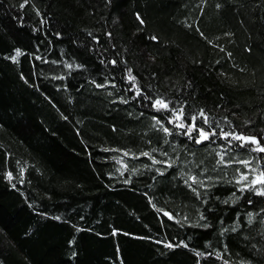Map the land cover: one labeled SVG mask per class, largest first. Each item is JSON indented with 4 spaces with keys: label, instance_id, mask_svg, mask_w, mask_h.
Segmentation results:
<instances>
[{
    "label": "trees",
    "instance_id": "1",
    "mask_svg": "<svg viewBox=\"0 0 264 264\" xmlns=\"http://www.w3.org/2000/svg\"><path fill=\"white\" fill-rule=\"evenodd\" d=\"M221 128L264 136V0H0V264H264V197L217 164L264 154Z\"/></svg>",
    "mask_w": 264,
    "mask_h": 264
},
{
    "label": "snow or ice",
    "instance_id": "2",
    "mask_svg": "<svg viewBox=\"0 0 264 264\" xmlns=\"http://www.w3.org/2000/svg\"><path fill=\"white\" fill-rule=\"evenodd\" d=\"M25 2L27 3V0H25ZM217 7H219V5H217ZM138 20H140V23L143 24L144 21L138 16L137 17ZM152 40H157L158 38L153 36L151 37ZM221 51H224V49L221 48ZM22 53L17 50L16 52V56H20ZM228 55H231L230 53ZM16 57H13V60H15ZM113 63H115V61H113ZM69 67H71V65H69ZM128 78L130 81L134 82L136 80V77H134L131 73V70L129 69L128 71ZM98 87H103V85H97ZM140 91L137 90V95H140ZM148 98V97H146ZM170 103L166 102L164 99L162 98H157L153 101V108H155L157 111L160 110H170L171 114H172V119H170L168 122L169 123H173L175 121V126L177 128L180 129H186V131L184 132V134L186 136L189 137V139H194V142L196 144H202L205 141L210 140L212 137L217 136V132L215 130V128L212 127L213 125V119L209 117V115L205 112L204 109H200L198 115H191L190 117H188L185 113V110L183 107L180 108H172L170 109ZM153 119H156L155 117ZM187 119H190V123H185V121ZM227 119V118H225ZM198 120H202L203 125H206L208 130H205V127L199 126L197 124ZM158 124L160 123L159 120L156 121ZM230 123V121H229ZM216 127H219V122H216ZM161 130L166 134V135H171V131L170 129H168L167 127H163V125H161ZM196 132L198 133V135L194 138L193 137V133ZM220 138L224 139L225 141L228 142L229 146H233L232 142L236 141L238 142L236 145H234L235 148H246V146H251L246 148V150L249 153L255 152V153H260V154H264V144L261 143V140L264 139V136H261L260 138H258L256 135H252V134H244V133H237L234 130L233 131H224L222 128L220 129ZM167 143V141H165ZM155 151V149H154ZM164 155H167L166 153H163ZM125 156L128 155L127 152L124 153ZM142 155L144 156H150L151 154L148 152L143 153ZM225 155H227V152H221L218 153L219 159L217 160V164L218 165H229L231 163H236V164H240L243 165V167L247 170L245 172H241L239 179L236 181L237 183H244L243 188H241V191L244 190H251L254 191L255 195L257 196H261L264 197V169L259 167L260 164V160L264 159V157H253L251 159H238L236 157H231L229 160H225ZM253 159H255L257 161L256 166L253 167L252 166V162ZM156 163H162L161 161H157L155 159H153V164ZM167 163V162H164ZM168 167H171L172 165L170 163H167ZM237 172H240V169L237 168L236 169ZM163 174V173H161ZM251 174V179H249V175ZM7 178L9 180L12 179V173L9 172L7 174ZM191 181L192 184H199L201 187L204 186V181L200 180L198 177L196 176H189L188 180L185 181V183L187 184L188 181ZM188 186L191 188V184H188ZM192 191L196 192V189L193 188ZM197 196H199V193L196 192ZM233 195H235V193H233ZM249 203H251V201H249ZM264 211V210H262ZM165 216H168L169 219H172L173 217L167 213L164 212ZM253 221V214L249 213L248 214V220L247 222L249 224H251ZM238 226V225H237ZM235 230V228L233 229ZM168 248H172L174 247V245H172L171 243L166 244L165 245ZM177 247L179 245H176ZM184 247H187V245H183ZM197 255H203V253H197ZM217 258H220L219 256ZM225 264H227V261H225Z\"/></svg>",
    "mask_w": 264,
    "mask_h": 264
}]
</instances>
